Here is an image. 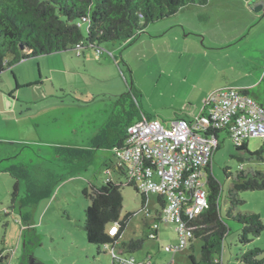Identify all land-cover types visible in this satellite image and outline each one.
<instances>
[{
	"label": "rangeland",
	"instance_id": "obj_1",
	"mask_svg": "<svg viewBox=\"0 0 264 264\" xmlns=\"http://www.w3.org/2000/svg\"><path fill=\"white\" fill-rule=\"evenodd\" d=\"M83 29L86 33L87 26ZM136 34L101 44V57L92 48L69 49L24 59L0 75V264H114L110 248L99 251L89 243L86 192L110 177L125 183L108 143L97 139L116 117L115 102L124 93H131L127 106L135 102L147 118L165 125L199 114L219 88L245 87L264 99V0L188 4ZM218 138L212 167L229 228L221 259L238 264L237 256L253 247L263 250V259L264 231L243 246L241 224L227 212L241 167L264 170V152L259 158L237 150L226 129ZM247 142L254 153L264 138ZM16 177L21 187L15 198ZM122 194L121 220L131 218L115 248L120 256L142 261L150 254L151 264H192L190 254L200 256L201 239L193 241L194 248L165 250L177 243L172 223H159L154 236L155 215L162 211L156 194H150L146 209L134 187L124 185ZM237 197L244 203L235 213H259L264 221V191H239ZM117 229L116 223L107 226L109 232ZM142 238L140 250H122Z\"/></svg>",
	"mask_w": 264,
	"mask_h": 264
},
{
	"label": "trees",
	"instance_id": "obj_2",
	"mask_svg": "<svg viewBox=\"0 0 264 264\" xmlns=\"http://www.w3.org/2000/svg\"><path fill=\"white\" fill-rule=\"evenodd\" d=\"M208 2L209 0H0V75L30 57L69 49L92 48L97 51L105 42L132 39L150 22L174 15L182 6L205 5ZM84 25L87 26L86 33ZM133 90L135 89L131 88L132 93ZM243 90L250 96L253 95L251 89ZM130 95V92L124 93L116 100L115 103L119 106L116 117L109 121L108 127L97 137L98 140L108 143L115 157L116 149L124 147L128 127L144 116L148 117L141 112L137 103L126 105ZM257 101L264 106V102ZM236 148L241 152L250 153L252 157L262 158L264 152V145L254 153L249 152L247 140L241 145H236ZM229 169H225L227 176L231 175ZM116 170L125 176L121 168ZM16 180L13 194L15 198L19 195L21 187L20 180L17 177ZM124 185L134 187L133 183L127 182L126 179L124 183L114 181L110 177L103 185L93 186L86 192L91 203L86 209L85 230L89 243L97 245L99 251L102 248L116 247L131 218L128 214L121 220ZM208 186V207L193 220L197 228L189 247L194 248L195 239H201L202 246L199 257L190 254L192 264H223L220 252L229 228L221 216L219 199L222 187L215 174L210 176ZM134 188L141 195L142 208L146 209L150 195L140 193ZM245 190L264 191V170L246 172L241 167L230 190L231 206L227 216L241 224L238 241L243 246H247L264 231L261 214L234 212L236 206L244 203L243 199L237 197V193ZM157 202L162 211H157L155 221L161 223L166 202L162 195H157ZM110 223L118 225L115 233L107 230ZM152 233L157 237L158 229L154 228ZM143 243V238L131 240L122 245V250L131 254L140 250ZM262 251L259 247L247 249L237 256L238 264H264V258H259ZM131 257L134 258H127ZM113 262L120 264L115 259Z\"/></svg>",
	"mask_w": 264,
	"mask_h": 264
},
{
	"label": "built area",
	"instance_id": "obj_3",
	"mask_svg": "<svg viewBox=\"0 0 264 264\" xmlns=\"http://www.w3.org/2000/svg\"><path fill=\"white\" fill-rule=\"evenodd\" d=\"M97 52L100 56L103 49ZM222 129L229 130L236 145L250 137L264 138V106L243 88L218 89L191 120L175 118L165 125L144 116L128 127L124 147L116 149L117 166L126 181L140 193L165 199L162 221L174 224L177 233V243L165 246L166 251L186 249L194 238L193 220L208 207L213 156ZM110 250L120 264H151V257L139 262Z\"/></svg>",
	"mask_w": 264,
	"mask_h": 264
},
{
	"label": "crops",
	"instance_id": "obj_4",
	"mask_svg": "<svg viewBox=\"0 0 264 264\" xmlns=\"http://www.w3.org/2000/svg\"><path fill=\"white\" fill-rule=\"evenodd\" d=\"M101 57V56H100ZM238 88V87H237ZM239 88H245V87H239ZM219 89H222V88H219ZM259 101H261V102H264V99H260L259 98ZM203 108V107H202ZM196 115H198V114H190L188 117H186L187 119H192L194 116H196ZM173 119H175V118H173ZM172 119V120H173ZM115 169H118V167H117V165L115 166ZM10 169L9 168H7L6 170H4V172H7V171H9ZM0 173H1V171H0ZM13 176V175H12ZM13 177H15V176H13ZM158 230H159V228H158ZM111 233H114V232H111ZM117 246V245H116ZM116 248V247H115ZM114 248V249H115ZM150 257H152L150 254H149V256L146 258V259H144V260H142V261H139V262H143V261H146V260H148V258H149V260H150Z\"/></svg>",
	"mask_w": 264,
	"mask_h": 264
}]
</instances>
